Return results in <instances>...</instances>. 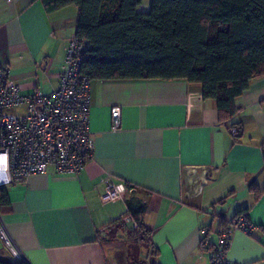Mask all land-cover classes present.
Segmentation results:
<instances>
[{
	"label": "crops",
	"instance_id": "obj_1",
	"mask_svg": "<svg viewBox=\"0 0 264 264\" xmlns=\"http://www.w3.org/2000/svg\"><path fill=\"white\" fill-rule=\"evenodd\" d=\"M78 8L46 12L41 0H0V65L20 92L49 93L58 86L65 46ZM237 111L218 119L216 103L184 79L91 80L89 132L92 158L77 174H32L6 187L9 209L0 215L21 259L28 264H144L149 230L156 264H209L219 228L246 211L251 234L232 233L226 256L264 264V77L236 98ZM120 107V127L111 109ZM236 124L239 135H231ZM133 185L102 202L103 180ZM260 190L255 196L250 186ZM133 197L137 223L112 224ZM202 228H207L204 236ZM137 231V232H136ZM114 232V233H113ZM114 238L109 257L104 240ZM136 247L124 245V238ZM206 247H201V239ZM0 253L10 259L0 239Z\"/></svg>",
	"mask_w": 264,
	"mask_h": 264
},
{
	"label": "trees",
	"instance_id": "obj_2",
	"mask_svg": "<svg viewBox=\"0 0 264 264\" xmlns=\"http://www.w3.org/2000/svg\"><path fill=\"white\" fill-rule=\"evenodd\" d=\"M46 12L78 8L74 36L86 47L81 71L91 80L184 79L198 83L204 99L216 103L218 119L229 120L235 100L252 79L264 77V0H41ZM235 126L237 135L239 127ZM264 159V144L261 147ZM133 186V185H132ZM134 188V187H133ZM250 190L258 195L256 184ZM127 199L124 215L141 205ZM9 209L6 187H0V215ZM248 218L246 211L238 212ZM124 224V223H122ZM137 232V231H136ZM149 247L144 264H156L157 250L149 230L138 225ZM0 264H28L0 253Z\"/></svg>",
	"mask_w": 264,
	"mask_h": 264
},
{
	"label": "built area",
	"instance_id": "obj_3",
	"mask_svg": "<svg viewBox=\"0 0 264 264\" xmlns=\"http://www.w3.org/2000/svg\"><path fill=\"white\" fill-rule=\"evenodd\" d=\"M86 42L72 35L65 46L64 61L58 74V86L49 93L35 90L20 92L9 77L7 67L0 65V187L21 183L32 174H77L92 158L94 142L89 132L90 78L81 71V57ZM22 111L13 112L14 108ZM113 129L120 127V107L111 109ZM232 135L237 128H230ZM102 202H110L131 192L128 183H115L110 176L103 180ZM122 223H137L130 214ZM239 230L251 234L253 225L243 214L237 213L225 227L219 228L217 241L210 248L209 264H241L230 260L226 251L232 233ZM203 236L208 233L202 228ZM0 239L14 258L19 251L0 222ZM201 247H206L204 238Z\"/></svg>",
	"mask_w": 264,
	"mask_h": 264
},
{
	"label": "rangeland",
	"instance_id": "obj_4",
	"mask_svg": "<svg viewBox=\"0 0 264 264\" xmlns=\"http://www.w3.org/2000/svg\"><path fill=\"white\" fill-rule=\"evenodd\" d=\"M149 3H150V0H143V3H142V7H141V9H142V10H146V9H148V7H149ZM11 111H13V112H19V111H22V109H21V107H20V108H14V109H12ZM113 233H114V232H113ZM115 235H116V234H115ZM114 238H115L116 243H117V239L120 238V236H117V235H116L115 237H112L111 239H113V240H110V239H106V240H104V245H105V248H106V250H107V252H108L109 257H111V255H114V254L111 253V251H112L111 245L113 246ZM124 240H125V241L123 242V244H124V245H127V246H129V247H131V249L135 248L136 245H137L136 240H135L134 238H132V237H126V238H124ZM5 248L7 249L6 246H5ZM7 251H8V253L13 257V255L9 252L8 249H7ZM13 258H14V257H13Z\"/></svg>",
	"mask_w": 264,
	"mask_h": 264
},
{
	"label": "bare ground",
	"instance_id": "obj_5",
	"mask_svg": "<svg viewBox=\"0 0 264 264\" xmlns=\"http://www.w3.org/2000/svg\"><path fill=\"white\" fill-rule=\"evenodd\" d=\"M232 135V134H231ZM237 135V134H236Z\"/></svg>",
	"mask_w": 264,
	"mask_h": 264
}]
</instances>
